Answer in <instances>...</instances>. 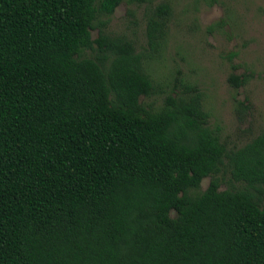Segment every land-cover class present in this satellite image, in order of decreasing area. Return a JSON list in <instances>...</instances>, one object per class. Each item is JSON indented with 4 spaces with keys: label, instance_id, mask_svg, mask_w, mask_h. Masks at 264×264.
Segmentation results:
<instances>
[{
    "label": "trees",
    "instance_id": "1",
    "mask_svg": "<svg viewBox=\"0 0 264 264\" xmlns=\"http://www.w3.org/2000/svg\"><path fill=\"white\" fill-rule=\"evenodd\" d=\"M124 1L0 0V264H264V128L226 149L182 78L144 104L172 8L142 0L137 52Z\"/></svg>",
    "mask_w": 264,
    "mask_h": 264
},
{
    "label": "rangeland",
    "instance_id": "2",
    "mask_svg": "<svg viewBox=\"0 0 264 264\" xmlns=\"http://www.w3.org/2000/svg\"><path fill=\"white\" fill-rule=\"evenodd\" d=\"M161 1L170 4L172 17L163 51L146 65L155 94L141 101L159 106L182 78L201 91L208 125L219 129L226 149L241 148L264 128V0H153V5ZM148 6L147 1L125 0L106 32L124 36L137 52L144 51ZM91 35L97 38V30ZM232 53L236 56L230 58ZM93 55L90 50L83 53ZM231 73L247 77V83L235 90L227 82ZM219 176L220 191L241 186L224 167ZM208 183L209 178L203 179L199 190Z\"/></svg>",
    "mask_w": 264,
    "mask_h": 264
}]
</instances>
